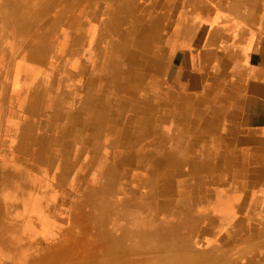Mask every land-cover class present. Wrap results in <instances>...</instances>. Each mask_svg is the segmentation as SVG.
<instances>
[{
  "label": "bare ground",
  "instance_id": "6f19581e",
  "mask_svg": "<svg viewBox=\"0 0 264 264\" xmlns=\"http://www.w3.org/2000/svg\"><path fill=\"white\" fill-rule=\"evenodd\" d=\"M40 1L0 0V35H14V49L11 51L8 48L0 54V114L7 102L10 59L20 49L23 36H29L26 45L21 48L14 75L15 86L8 98L14 111L9 114L11 127L5 133L4 151L0 144V193L13 191L16 194L0 202V212L8 208L11 215L14 204L20 201V194L41 186L45 189L44 195L47 192L58 196L65 189L62 194L66 198L68 223L82 221L85 212L72 217L73 212L86 204L85 183L90 177L92 165L103 150L95 175L96 186L90 192L99 196L97 204L105 212L107 220L127 221V226L119 227L115 238L121 240L148 235L154 238V243L163 244L166 237L185 236L192 239L204 235L205 231L199 234L194 226L197 221L203 220L214 232L218 228L216 221L207 217L214 212L213 209L196 210L185 199V195L193 191L201 197L197 189L202 184L196 187L193 179L184 181L169 177L170 169L163 170L164 174L156 177V170L167 160H152L153 153L145 148H142L144 152L141 155L137 154L130 141H136L133 136L138 133L131 131L130 126L118 130L120 116L116 121L106 105L108 103L105 104L107 97H112V102L118 104L121 112H127L128 107L134 106L128 104L131 101L132 94L128 89L133 74L140 72L145 80L154 81L156 78L159 59L153 44L157 45L158 34L152 28H146V18L118 16L111 19L100 15L105 7H113L119 12L128 8L130 4L122 0ZM133 2V6H142L146 0ZM90 19L95 23L92 28L88 24ZM49 24L59 29L57 36L49 34ZM103 39L106 43L102 47ZM158 45L157 48H160ZM133 81L141 84L143 79L140 77ZM145 90H151L150 86L147 85ZM123 119L125 125L130 124L127 114ZM114 141L119 142L122 151L109 159V148ZM129 147L133 150L126 153L124 149ZM134 165L142 172H135L136 169L133 172ZM115 183L119 189L117 201L108 195L113 192ZM127 183L135 188L130 189ZM66 185L72 190H68ZM140 185L146 188L143 196L136 193ZM181 185L185 187L176 204L168 198L158 200V197H167L171 190H177ZM76 193L82 195L80 199H73ZM42 209L44 211L47 207ZM53 209L55 206L47 210L53 213ZM53 218L60 220V213L55 212ZM61 230L64 229L56 230L58 236H63ZM20 240L23 239L17 222L0 221V247L18 258L19 245L24 242ZM74 245L75 242L60 249L49 245L44 250L54 254L58 264H66L70 260L67 253ZM103 249L105 247L99 244L90 254L96 253L93 257L105 255ZM130 255V252L116 255L111 258L112 263L121 264L124 260L138 263V252L134 259Z\"/></svg>",
  "mask_w": 264,
  "mask_h": 264
},
{
  "label": "crops",
  "instance_id": "0c3cea01",
  "mask_svg": "<svg viewBox=\"0 0 264 264\" xmlns=\"http://www.w3.org/2000/svg\"><path fill=\"white\" fill-rule=\"evenodd\" d=\"M122 1L130 6L100 15L146 18L162 43L153 44L154 81L133 74L143 81L130 82V124L112 97L105 100L116 121L120 116L117 129L138 133L130 141L137 154L145 148L152 160H167L156 177L170 169L169 177L202 184L201 197L185 195L194 209H213L207 217L218 226L197 246L202 259L264 264V0H146L139 8ZM183 187L158 200L175 203Z\"/></svg>",
  "mask_w": 264,
  "mask_h": 264
},
{
  "label": "rangeland",
  "instance_id": "374dc122",
  "mask_svg": "<svg viewBox=\"0 0 264 264\" xmlns=\"http://www.w3.org/2000/svg\"><path fill=\"white\" fill-rule=\"evenodd\" d=\"M40 2H42V0ZM139 7L141 6H136V8H139ZM132 14L133 12L131 13V15ZM114 16L116 15L114 14ZM114 18H117V17H114ZM55 21H54V24H55ZM54 24L53 25L49 24L50 30L48 31L50 35L57 36L59 33V29H57V27H55ZM13 37L14 35L12 34H1L0 35V54L2 51L7 50L8 48L9 50L14 49L12 46ZM28 37L29 36L27 34L23 36V38L21 39L22 44H21L20 49L14 52L9 62V74L7 77L8 86L6 87L7 102L5 103L1 111V114H0V144H2L1 149L3 151L5 148L4 146L5 140L7 138L5 136V133L7 129L9 131L11 127V125H9V123H11L9 121V114H11L14 111L13 108H11L10 106V101H8V98L10 97L13 91V88L15 86L14 75H15V69L18 63V57H19V54L21 53V48H23V46L26 45ZM105 43L106 41L105 39H103V43L100 46L102 45L104 46ZM95 107L97 106H94V108ZM124 114L126 115L127 112H124ZM118 143L119 142L114 141V143L110 145L109 152H108L109 159L114 157L116 154L121 153L122 147ZM124 150H126V153H128V152H131L133 148L129 147ZM101 151H102L101 152V155H102L103 150ZM101 155L98 158H96V161L92 165V169L90 171L92 173V174L90 173V177H89L90 179L87 178V181L85 183L86 184V204L82 206L78 205L80 210L77 209V211L73 212L72 217L74 216L78 217L80 215H83L81 214V212H85L84 213L85 219H83L82 221L77 220L78 222L68 223L70 218L68 215H66V211H65L66 210V204H65L66 198H65V194H62V193H65L64 191L65 189H62V188H61L62 193H60L58 196L49 195L50 193L47 194V192H46V195H44L45 189L44 187H41V186H38L35 188L34 187L29 188L24 193L20 194L21 196V198H19L20 201L19 202L17 201L14 204L13 212L11 215L8 214V208L7 210L4 209L3 212H0L2 213L1 214L2 219H0L1 222L7 223L10 221H14L19 224L20 235L22 236V239H23L20 241H24V242H21L19 245L20 251L17 253V255L19 256L18 258H15V256H12L7 250L0 247V264H33V263L34 264H58L57 259L54 256V254L50 255L49 254L50 252L44 249L48 248L49 245L54 246V248L56 249H60V248L66 247L69 244L72 245L74 242L76 243V245H74L72 249L69 250V253H67L69 254L68 257L70 258V260H68V263L66 264H113L112 263L113 261L111 260L112 257H116V255L118 257L120 256L121 253L126 254L129 252L131 253L130 256L133 255L132 257L133 259H134L135 253L137 254L138 252L139 254L138 259L140 260L138 261V263L137 261H134V264H163L164 262H165L164 264H211L212 263L210 258L206 257L202 259L201 255L198 254L200 250L197 249V246L200 245L199 247L200 248L202 247V245L199 242L201 241V238L203 237V234H200V233L202 231L203 232L205 231L204 235L214 234L212 228L204 223L197 224V226L194 225L195 230L197 229L196 231L200 234L198 237L196 238L192 237V239L191 238L188 239V237H185V236L166 237L164 239L165 245L163 243H154L155 242L154 238L148 235L142 236L140 238L133 237V238L121 239V240H118V238H115L117 237L115 236V233L117 232L119 227L122 228V225L127 226V221L125 219H121L119 221L107 220L108 217L106 216L105 212L101 210L102 208H99L100 206L99 204H97L99 201V196L92 195L91 194L92 192H90V190H94V187L96 186L95 175L100 166ZM136 160H139V159H136ZM67 162H71V161L68 160ZM125 168L130 169L129 166H126ZM132 168L133 169L131 170L133 172L135 171V169L137 170L135 172H140V173L142 172L138 170L137 167H135V165ZM46 178H48V176ZM127 185L129 186L130 189L135 188L129 183H127ZM140 186L142 187V185ZM140 186L137 187L136 193L138 196H143L144 193L142 194L138 193V188H140ZM66 188H67V185H66ZM67 189L72 190L70 187H68ZM144 189L146 191V188ZM117 190L119 189L115 183V188L112 190L113 192H109L108 194L115 201H117L116 198L118 199L119 197V193L117 192ZM15 194L16 193L13 191H10L9 193L5 191L3 194L0 193V202L3 203L4 200L8 199V196L13 198V195ZM81 196L82 195H80L79 193L78 195L76 193L73 199L75 200L80 199ZM161 198L162 197L158 199H161ZM51 206H55V209H57L56 211L55 209H53V213H50L49 210H47L48 207H51ZM42 207H44V209H46L47 207V209L43 211ZM54 211L60 213V216H61L60 220L56 221L53 218L54 213H55ZM110 212H114V211L111 210ZM57 229L58 230L64 229V230H61V232L63 233V236L57 235V232H56ZM108 234H111V235L109 236ZM99 244L105 247V249H103L105 255H99V256L93 257L94 256L93 254H96V253L90 254L91 253L90 251H93V248L98 246ZM24 245H27V247ZM207 246L208 245H204L205 250L207 249ZM110 251H117V253L110 252ZM132 263L133 262L130 260H124L121 262V264H132Z\"/></svg>",
  "mask_w": 264,
  "mask_h": 264
}]
</instances>
